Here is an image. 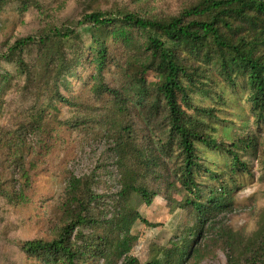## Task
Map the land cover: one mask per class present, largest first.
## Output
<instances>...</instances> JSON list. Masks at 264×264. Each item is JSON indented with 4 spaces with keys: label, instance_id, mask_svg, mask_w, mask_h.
Returning a JSON list of instances; mask_svg holds the SVG:
<instances>
[{
    "label": "rangeland",
    "instance_id": "374dc122",
    "mask_svg": "<svg viewBox=\"0 0 264 264\" xmlns=\"http://www.w3.org/2000/svg\"><path fill=\"white\" fill-rule=\"evenodd\" d=\"M198 1L6 0L0 7V49L5 50L19 37L40 35L49 26L74 27L82 14L93 10H125L163 18ZM75 29L77 35L66 41L63 48L70 54L81 47L83 56L63 84L53 79L44 82L47 76L37 59V45H31L22 54L28 67L36 63L29 82L13 63H0V264H58L42 255H29L20 245L24 240H50L55 236L70 214L66 185L73 177L85 176L92 179L91 187L100 196L91 208L93 219L99 223L82 227V236H118L122 249L127 247L126 255L141 262L151 258L159 247L184 241L191 228L199 232L195 238H189L193 239V254L183 264H229V256L239 262L242 252L257 249L264 240V116L255 120L246 94L224 87L225 80L214 71L208 93H191L194 104L213 106L220 118L234 122V131L215 132L217 142L230 145V136L235 133L254 138L253 149L237 148L245 167L239 164L231 174L228 153L207 151L204 156L205 152H198L204 160L197 177L202 187L198 197L180 186L173 161L160 156L153 172L136 170L132 178L156 192L151 203H144L136 192L124 200L118 199L116 191L125 169L110 151L113 130L121 134L122 126L132 125L137 146L154 151V144L161 137V118L150 119L149 128L147 118L136 108L128 105L119 110L113 93L106 90L119 89L125 83L127 51L123 41L110 35L105 39L108 65L99 78L90 61V28L81 25ZM144 76L150 86L157 81L151 70ZM54 86L66 100L55 96ZM223 89L224 97L220 100L217 95ZM133 162L129 155L127 163ZM23 171L28 174L27 182ZM223 186L225 193L220 192ZM211 190L228 198L227 207L216 209L199 221L194 205L187 204L185 199L202 201ZM121 210H135L139 215L127 229L124 222L115 225L122 219L116 214ZM248 242L249 248L245 246ZM244 260L241 258L240 262ZM82 264L102 261L89 257Z\"/></svg>",
    "mask_w": 264,
    "mask_h": 264
},
{
    "label": "trees",
    "instance_id": "16d2710c",
    "mask_svg": "<svg viewBox=\"0 0 264 264\" xmlns=\"http://www.w3.org/2000/svg\"><path fill=\"white\" fill-rule=\"evenodd\" d=\"M5 1L0 0V7ZM81 25L90 28V61L97 70L96 77L100 78L108 65L107 36L120 39L125 45V83L119 89L106 88L116 98L119 110L128 105L136 108L147 118L149 128L150 119L161 118L158 125L161 139L157 138L159 142H155L154 151L137 146L132 125L122 126L121 134L113 130L110 151L125 169L116 191L118 199L124 200L131 192H136L144 203H151L156 192L148 190L139 179L132 178L136 170L153 172L160 163V156H164L165 161H173L174 175L178 176L180 186L198 197L202 187L197 177L204 166L198 152H205L204 156L207 151L228 153L231 174L239 164L246 166L239 159L237 148L253 149L254 138L240 137L235 133L230 136V145L217 142L215 132L234 131V122L220 118L213 106L194 104L191 93H208L212 82L210 75L214 71L225 80L224 87L246 94L256 121L263 118L264 0H199L178 14L163 18L146 17L125 10H93L82 14L74 27L49 26L40 35L17 38L5 50L0 49V63H13L29 82L35 74L36 63L28 67L22 54L31 45H37V59L47 76L44 82L53 79V82L59 80L63 84L73 66L80 62L84 51L79 47L70 55L63 45L77 35L75 28ZM131 68L133 71L130 72ZM149 70L157 77L153 86L148 85L144 76ZM53 88L56 97L66 100L57 86ZM223 91L217 95L220 100L224 97ZM129 155L134 161L131 164L127 163ZM22 177L25 182L29 180L26 171L22 172ZM91 186L90 177L71 178L66 185V196L70 201L67 220L52 239L24 240L21 249L29 255H42L58 264H82L89 257L100 259L102 264H183L186 257L193 254V239L189 238L197 236L199 229L196 228L186 233L184 241L157 248L144 262L126 255L127 247L122 249L118 236L83 237L82 227L99 223L93 219L91 208L100 196ZM222 188L224 190L220 192L225 193L227 190L224 186ZM185 201L194 205L195 215L200 221L208 213L226 208L228 198L222 194L215 195L211 190L202 201L190 197ZM123 211L116 213L122 219H118L115 225L124 222L127 229L139 215L135 210ZM245 246L249 248V242ZM238 258L239 262L229 256V264H264V240L260 241L257 249L242 252ZM241 258H245L244 263L240 262Z\"/></svg>",
    "mask_w": 264,
    "mask_h": 264
}]
</instances>
